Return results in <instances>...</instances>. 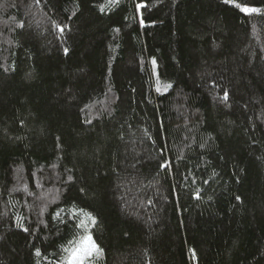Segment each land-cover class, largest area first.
Here are the masks:
<instances>
[{"label":"trees","instance_id":"trees-1","mask_svg":"<svg viewBox=\"0 0 264 264\" xmlns=\"http://www.w3.org/2000/svg\"><path fill=\"white\" fill-rule=\"evenodd\" d=\"M86 231L87 264H264V0H0V264Z\"/></svg>","mask_w":264,"mask_h":264},{"label":"rangeland","instance_id":"rangeland-1","mask_svg":"<svg viewBox=\"0 0 264 264\" xmlns=\"http://www.w3.org/2000/svg\"><path fill=\"white\" fill-rule=\"evenodd\" d=\"M102 85V77L94 74L93 72L76 77L66 83L63 87L66 103L68 105L80 104L101 88ZM147 141L145 122L144 120H140L138 125L127 130L123 145L127 148L129 147L128 149H131L132 147L137 148L146 146V148H149V141Z\"/></svg>","mask_w":264,"mask_h":264},{"label":"snow or ice","instance_id":"snow-or-ice-1","mask_svg":"<svg viewBox=\"0 0 264 264\" xmlns=\"http://www.w3.org/2000/svg\"><path fill=\"white\" fill-rule=\"evenodd\" d=\"M113 3L116 2V0H112ZM243 11L245 12H256L258 9L255 8H249L244 7ZM19 26H23L22 24ZM60 27V26H58ZM60 31H63V28L60 27ZM67 52V49H65ZM171 85H168L170 87ZM159 90V89H158ZM228 93L225 92V98H227ZM161 167H167L166 164L161 165ZM71 179V177H70ZM239 199V197H237ZM43 211V210H42ZM83 212V210H80ZM59 216V213L56 214ZM83 215L87 217L91 222L94 224L96 222V219L94 216H92L91 213L83 212ZM77 227H85L86 228V222L84 220L80 221V223L77 225ZM27 231V229H25ZM72 241H69V244H72ZM66 252L69 253V255L65 258H63L61 264H87L88 258L95 255H102L103 250L99 247V245L95 242L93 236L90 232L86 231V234L81 237L79 240L75 242V244L71 248H66ZM36 255H40V250H36Z\"/></svg>","mask_w":264,"mask_h":264}]
</instances>
